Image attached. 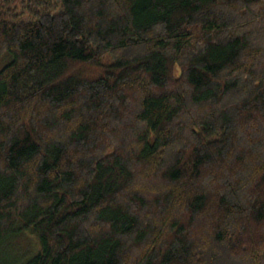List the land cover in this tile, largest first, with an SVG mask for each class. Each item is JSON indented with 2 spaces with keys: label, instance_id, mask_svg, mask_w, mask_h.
<instances>
[{
  "label": "trees",
  "instance_id": "1",
  "mask_svg": "<svg viewBox=\"0 0 264 264\" xmlns=\"http://www.w3.org/2000/svg\"><path fill=\"white\" fill-rule=\"evenodd\" d=\"M5 53L0 264H264V0H0Z\"/></svg>",
  "mask_w": 264,
  "mask_h": 264
},
{
  "label": "rangeland",
  "instance_id": "2",
  "mask_svg": "<svg viewBox=\"0 0 264 264\" xmlns=\"http://www.w3.org/2000/svg\"><path fill=\"white\" fill-rule=\"evenodd\" d=\"M10 60V55L9 54H7V53H5V54H3V55H1L0 56V69L8 62ZM25 236H27V238H24L21 242V244L20 245H18V246H16V248H18L19 246L20 247H23V248H25V250L24 251H27V250H29V247H30V244H32L31 242H32V240H29V237H31L32 239H33V241L34 242H36L35 241V238L31 235V234H29V233H25L24 234ZM12 248V247H11ZM15 248V249H16ZM16 251H17V249H16ZM18 252V251H17ZM29 252H31V251H29ZM12 255L13 256H15L13 253H12Z\"/></svg>",
  "mask_w": 264,
  "mask_h": 264
}]
</instances>
